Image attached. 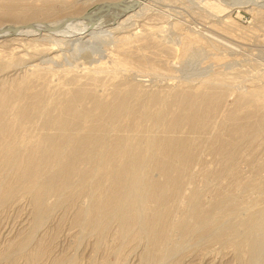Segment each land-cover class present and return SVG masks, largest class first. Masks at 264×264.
I'll return each instance as SVG.
<instances>
[{"label": "rangeland", "instance_id": "1", "mask_svg": "<svg viewBox=\"0 0 264 264\" xmlns=\"http://www.w3.org/2000/svg\"><path fill=\"white\" fill-rule=\"evenodd\" d=\"M112 1L115 0H0V27H5L7 24L24 23L27 25L29 23L33 24L35 21L52 22L75 18V16H82L83 13L91 12L103 2ZM218 1L147 0L148 4L141 11L139 10L140 6L131 10V12L128 11V14L131 13L130 19L120 22L121 17L120 19L115 18V23L110 26L112 33L109 32V36L99 40L90 50L79 53V55H73V59H77L76 61L84 60L85 64L69 58V60H72L70 61V63L72 62L71 66L76 67L77 65L78 67L77 69L74 67L72 70L70 66L71 72L69 74L55 71L58 68L53 65L52 68L56 67L57 69H52L53 71L41 69L39 72L34 73L38 74L28 82V88L30 89L31 86V89H27L29 94L23 96V99L25 98L23 103L25 102V105L28 100L30 101L32 94L35 93L38 97L40 96L41 107L39 106V108L41 109L44 106L46 108L42 110L38 108V111H43L44 114L40 115L38 111L33 113L35 116L37 113V116L29 122H33L30 130L37 129L32 131V135H30L29 128L28 133L24 131H19V133L23 134L24 132L29 136H36L37 133L39 135L41 132L43 134L48 131V133H53V128L46 130L47 127H44L45 111L51 112L50 114L53 112V115H57L56 112L59 114L61 106L58 107V105H61V102L64 103V98L69 97L70 94L67 95L68 90L87 81L85 69L90 70L101 64L107 70L104 69L101 71L102 73L100 72L101 82L96 90L98 95L103 94L104 97L110 98L117 85H119L122 95H125L124 93L131 88L139 87L141 88H137L140 91L139 96L135 95L137 99L132 97L130 101L133 104L136 102V107L138 105L140 107L141 101L146 100L151 93H157L160 95V100L159 98L157 100L158 106L162 107L167 102L164 107V111L166 110L168 116H166L167 120L164 121L165 125H168V120L170 122L171 118L184 112L185 105L189 100L190 102L196 101L197 111L203 113L206 118L205 125L201 127L202 129H193L182 122V125L180 123L170 130L165 125L164 127L162 124L155 126L146 122V126L142 125L144 129L139 128L137 130L138 139L144 141V137L145 135L147 137V131L150 128L153 131L150 130L149 134H151V137L154 136L156 127L158 128H156L158 130V133L156 132L157 136L164 137V133H166L165 136L173 134L174 138L183 137L182 139H186L188 143L192 144V150L196 154L194 162L190 165V175L187 174L195 179V185L203 186L205 184L204 180L207 178L206 181L209 184L207 182L206 184L210 188L205 191L213 193L211 190L214 186L219 185L221 191L232 193L235 200L233 205L239 208L240 216H245L248 211L252 210L254 212V209L255 211L261 209V207H264V12L257 14L254 10H249V7L241 4H239L240 6L238 4L230 6L228 2L231 0ZM259 2L262 3L264 0ZM230 4L232 3L230 2ZM51 5L52 7H50ZM3 9L6 10L3 11ZM229 16L234 21V26L229 25L230 22L226 21ZM107 18L110 19V17ZM189 35H195L201 41L198 39L197 42L190 43L189 38H186ZM13 36H10V38ZM118 36L122 38L124 36V38L121 39ZM213 36L221 38L223 42L228 40L233 47H226L224 43L214 41L211 38ZM10 38L7 37L0 41V91L13 80L19 79L22 74L32 71L31 64L40 61L44 56L58 52L54 49L52 53L47 54L48 51L43 48L48 47L49 44H33L32 37L29 40L30 45L25 43L27 39L17 43V41L10 40ZM127 39H130V41ZM19 46L21 47L19 48ZM66 50L69 51V54L74 53L73 48L70 46ZM66 50L64 51L66 52ZM117 58L127 62L126 70H121L120 73L108 69L115 64ZM88 61H91L92 64L91 62L89 64ZM56 64L54 63V65ZM45 65L41 64V66ZM40 78L43 80H40ZM64 78L65 80H63ZM64 81L66 83H62ZM60 82L61 85H59ZM35 84L38 85L35 86ZM53 85L55 86L54 89L52 88ZM32 86L33 88L37 86L39 88L34 91ZM48 88L53 89V91ZM44 89L47 93L43 92ZM59 89L62 91H59ZM63 91L67 92L66 94L62 93L65 97L60 93ZM50 92L58 95V97L55 95L57 97L55 98L54 94L48 95ZM47 95L49 97L51 95L50 98L52 99L48 98L46 100ZM198 95L207 96L206 101L200 102L201 100L197 98ZM241 95L252 97L242 98ZM132 99L135 100L132 101ZM43 101L44 106L42 105ZM159 101L160 105L158 104ZM55 102L59 104L57 105ZM205 102L209 107L211 106L210 109H205V106H203ZM49 107L50 109L54 107L59 112L51 111ZM152 108L154 109L155 105H152ZM37 120L39 124H36ZM40 125L41 127H39ZM147 127L149 128L147 129ZM140 130L145 132L144 135H141L142 131L139 133ZM180 130L182 131L180 132ZM128 131V134H130L131 130ZM127 132L122 131L121 133L119 131L121 135L127 134ZM159 132L161 135H159ZM133 133H136L135 130ZM230 155L234 162L232 161V164L229 165L232 166L231 170L228 169L229 171H227L226 159ZM7 169L6 165L0 161V181L5 176L13 177V173H9ZM156 173L155 175L158 176ZM42 175L44 180L48 174ZM5 181L7 180L5 179ZM243 182H245L244 188L242 186ZM251 182L252 185H255L254 189L250 185ZM255 182L258 185L260 183V185L257 186ZM247 183H250L248 187ZM243 189L245 190L243 191ZM16 193L11 199H6L0 204V264H9V258H6V254L13 252V248L16 251L13 252L15 254L12 256L13 262L11 264H101L102 262H105V264H139L141 258L139 252L142 250L143 242L139 243L140 247L137 244L138 242L134 243V241L128 244H120V239L115 240L113 238L116 229L115 223L112 225L107 237L102 240H99L91 232L85 229L84 231L87 232L82 230V224L77 222L76 217L80 206L83 207L84 203H87L86 197L81 196L78 199L71 200V203L67 201L68 203L65 202L62 205L58 204L57 206L56 204L52 209L53 211H50L51 214H49L50 212L45 213V218L41 214L45 224L42 222L40 226L35 228L37 219L36 222L33 220L34 217L37 218L36 214L39 211L33 206L31 195L23 192ZM54 199V197H51L50 201L54 202ZM246 204L249 205V209ZM250 205L254 208L250 209ZM240 208H243V210H240ZM82 217L81 214L80 218ZM232 223L235 224L234 219L229 224L234 225ZM31 233H34L32 234L33 239L30 238ZM25 235L27 236L25 237ZM196 239L202 240L204 248H202L203 250L198 248L195 250L192 256V259H194L193 264L198 262L202 255H205V261L209 262L207 264L251 263L252 254L249 256L250 253L245 252V256L242 257L243 254L237 251L238 249L236 250L234 245L226 247L223 243L208 242L209 238L207 239V237L203 239L199 237L198 239V236H196L194 241ZM18 241L21 244L24 243L25 250H22L23 252H21L23 245L20 246ZM211 244L214 246H211ZM17 248L20 249V252ZM207 250L208 252H206ZM259 257L264 261V252ZM188 259L191 258L188 257L185 262Z\"/></svg>", "mask_w": 264, "mask_h": 264}, {"label": "bare ground", "instance_id": "2", "mask_svg": "<svg viewBox=\"0 0 264 264\" xmlns=\"http://www.w3.org/2000/svg\"><path fill=\"white\" fill-rule=\"evenodd\" d=\"M259 1L231 0L232 4L228 3L230 6L234 4L240 6L239 4H241L249 7V10H254L257 14H262L264 12V2L261 3ZM104 4H109V6L106 5L108 7L98 17H94L92 15L93 11H91L86 14L83 13L82 16H75V18L61 21H35L33 22V27H21L15 36L11 35L13 36L11 38L9 30L12 27L25 24H7L5 27H0V33H3L0 41L7 37L10 40L17 41V43L27 39L25 43L30 45L31 42L29 40L32 37L33 44H49L48 47L43 48L48 51L47 54L52 53L54 49L58 50V52L44 56L40 61L31 64L32 71L22 74L19 79L13 80L8 85L4 84L6 86H2L3 88L0 91V161L6 165L9 173H13V177H6L5 174V178H1L0 204L6 199H11L17 194L16 192L29 193L31 201L34 203L33 206L39 211L36 214L37 218H33L35 222L37 219V223L34 222L36 224L35 228H37L42 224L43 216L44 218L46 217L45 213L53 211L52 209L56 204L57 206L58 204L62 205L67 201L70 202L84 196L87 198V203H84L85 205L82 203L83 207L80 206L78 212L79 217H76L78 219L77 222L82 224V230L84 231L85 229L97 236L99 240H102L107 237L112 225L115 223L116 229L113 238L115 240L120 239V244H128L134 241V243L138 242L137 244L140 247L141 242H143L142 250L139 252L141 257L139 264H193L194 259H192V256L195 250L197 248L203 250L202 248H204L202 240L196 239L194 241L196 236H198V239L199 237L202 239L207 237V239L209 238L208 242L223 243L226 247L234 245L236 250L238 249L237 251L243 254L242 257L245 256V252H249V256L252 254L251 263L248 264H264V261L259 257L264 252V207L256 211L254 209V212L252 210L248 211L245 216H240L239 208L233 205L235 200L232 193L221 191L219 185L214 186L213 190H211L213 193L205 191L210 188L207 187L209 184L206 181L207 178L204 180L205 184L203 186L195 185V179L187 174L190 175V165L194 162L196 154L192 150V144L189 142L190 146L186 139H182L183 137L174 138L173 134V136L171 134H169L171 136L168 134V136H165L166 133H164V137L157 136L158 128L156 127L157 129L155 128L154 131L156 135L153 134L154 136L151 137L149 131H153V129L150 128L147 131L149 135L147 134V137L145 135L144 141L138 139L137 130L143 128L142 125H145L146 122L155 126L162 124L164 127L165 125L164 121L167 120V114L166 110L164 111V107L167 102L164 100V106H158L157 100L158 98L160 100V95L157 93H151L146 100L141 101L140 107L139 105L136 107V102L133 104L130 101L132 97L136 98L139 96L140 91L137 89L139 87L131 88L128 90L129 93L127 91L124 93L125 95H122L121 89L117 85L110 98L104 97L103 94L98 95L96 90L101 82L100 72L104 69L107 70L106 67L98 64L93 69H85L86 82L77 84L71 90H68V93L60 92L61 94H70L68 98H64L65 101L62 98L64 103L61 102V105L55 102L58 107L61 106L60 112L54 107L52 109L49 107L51 111H58L59 114L57 112V115H53V112L50 114L51 112L45 109L44 127H47L46 130L53 128V133H48V131L42 134L41 132L39 135L37 133L36 136H29V134L24 133H28V128L31 131L30 126L33 122H29L33 121L32 119L37 116V113L36 116L33 113L40 109L39 106L41 107L40 96L38 97L35 93H33L34 95L32 94L31 100H28L29 102L27 101L25 105V102L23 103L25 99H23V96L29 94L27 91L29 89L28 82L38 74L34 73L39 72L41 69L53 71L57 67L58 69L56 68L57 70L55 71L69 74L71 67L72 70L75 67L74 65L71 66L72 62L70 63V61L72 60H69V58L73 59V55H79V53L90 50L99 40L109 36V32H111L110 26L115 23V18L120 19L121 17L120 22L126 21L131 17V13L128 14V11L131 12V10L139 6L141 11L148 2L147 0H115L103 2L100 5L105 6ZM106 16L110 17V19ZM226 21L230 22L229 25H235L230 16ZM120 38L123 39L124 36ZM186 38H189L190 43L197 42L199 39L195 35H189ZM211 38L218 43H224L226 47H233L228 40L223 42L219 37L213 36ZM69 46L73 48V52H76L75 54H69V51L66 50ZM80 60L76 62L82 63L84 61ZM91 61L93 62V60ZM54 63L57 64L54 65ZM83 63L85 64V62ZM41 64L46 65L41 66ZM52 65L56 67L53 69ZM91 66L93 67V65ZM75 68H78L77 65ZM126 68L127 62L117 58L115 64L108 69L120 73L119 71L126 70ZM79 73L82 74L80 71ZM39 85L41 84L39 83ZM59 85H61V82ZM53 87L55 86L53 85ZM38 88V86L35 88L32 86L34 91ZM60 88L62 89V87ZM53 89L49 90L53 91ZM46 90L43 92L47 93ZM59 91L62 90L59 89ZM31 92L33 91L31 90ZM105 93L107 92L105 91ZM38 94L40 95V93ZM49 94L52 95L54 93L50 92ZM55 95L54 97L57 98L58 95H56L57 97ZM135 95L137 96L135 97ZM162 96L161 98H163ZM50 97L48 96L45 99L48 100ZM206 97L204 95L197 96L201 100L200 102L206 101ZM241 97L251 98L252 96L246 95L244 97L241 95ZM44 98L43 100L45 101ZM21 100L22 102H20ZM134 100L132 99V101ZM136 101L138 102V100ZM158 104L160 105V101ZM152 105H155L154 109ZM203 106H205V109L211 108L207 102ZM55 107L57 106L55 105ZM43 108L46 107L44 106L40 110ZM197 108L196 101L190 102L189 100L185 105L184 112L171 118L170 122L168 120V125H165L166 128L174 129L180 123L182 125V122L193 129L203 127L206 118L203 113L197 111ZM42 112H40V115L44 114ZM36 124H39L38 120ZM154 125L151 126L153 127ZM36 129L34 128V130ZM182 129L184 128L182 127ZM40 130L42 129L40 128ZM128 130H131L130 134H128L130 132ZM134 130L136 133H133ZM19 131L24 132L21 134ZM32 131L30 135L33 134ZM119 131L121 133L122 131L128 132L121 135ZM38 132L40 133V131ZM143 133L145 132L142 131L141 135H144ZM230 157L231 155L226 159L228 164L227 171L232 168V166H229L233 161ZM155 172H157L158 176L155 175ZM42 174H48L44 180ZM257 183L256 185L259 186L260 183L259 185ZM244 184L245 182L242 183V186ZM249 184L247 183V187ZM250 185H252V182ZM254 186L252 185L253 188L249 187L254 189ZM247 190L250 189L248 188ZM51 197L55 198L54 202L50 201ZM248 206L246 207L249 209ZM252 207L250 205V209ZM240 210H243V208H240ZM81 214L83 215L82 218H80ZM232 219L235 220V224L232 223L234 225L229 224ZM32 234L34 233L30 234L31 239H33ZM19 243L20 246L23 245L21 247V252H23L25 250L24 243ZM206 247L208 248V246ZM18 250L20 252V249ZM15 251L16 249L14 250L13 248V252ZM13 252H11L12 254H6V258H9V264L13 262L12 256L15 254ZM196 253L198 252L196 251ZM188 257L191 259L185 262ZM207 263L209 262L205 261V255H202L195 264ZM101 264H105V262Z\"/></svg>", "mask_w": 264, "mask_h": 264}, {"label": "water", "instance_id": "3", "mask_svg": "<svg viewBox=\"0 0 264 264\" xmlns=\"http://www.w3.org/2000/svg\"><path fill=\"white\" fill-rule=\"evenodd\" d=\"M105 6L106 5H108L109 6V4H104ZM97 6V7H95L92 11V15L94 16V17H98L99 16V14L101 13V12H103V10L105 9V8H107L108 6ZM34 25L32 24V23H29V24H27V25H20V26H16V27H12L10 30H9V32H10V35L9 36H11V35H16L18 32H19V29L21 28V27H26V28H29V27H33ZM3 33H0V37L2 36L3 37V35H2Z\"/></svg>", "mask_w": 264, "mask_h": 264}]
</instances>
